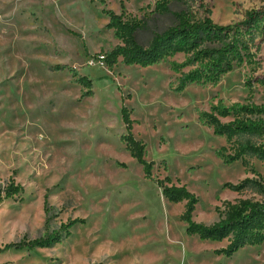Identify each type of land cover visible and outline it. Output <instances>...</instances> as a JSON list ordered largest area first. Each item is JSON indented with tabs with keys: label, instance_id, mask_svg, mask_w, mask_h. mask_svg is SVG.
<instances>
[{
	"label": "rangeland",
	"instance_id": "374dc122",
	"mask_svg": "<svg viewBox=\"0 0 264 264\" xmlns=\"http://www.w3.org/2000/svg\"><path fill=\"white\" fill-rule=\"evenodd\" d=\"M156 1L0 0V247L82 220L50 246L0 252V264H264V241L228 257L216 253L227 240L189 235L181 220L185 201L165 198L120 139L127 106L132 131L155 162L153 175L198 197L195 221L215 222L224 201L260 198L225 184L264 182V160L225 163L217 151L226 137L200 122L197 110L219 101L264 103V34L252 32L247 58L214 83L178 89L181 73L170 62L183 54L146 67L119 60L109 69L102 53L120 40L106 28L103 9L148 17L136 33L145 44L154 30L174 23L169 14H151ZM263 6L264 0H183L171 9L228 25ZM80 76L92 79L91 96L81 98ZM10 183L23 191L7 198Z\"/></svg>",
	"mask_w": 264,
	"mask_h": 264
},
{
	"label": "trees",
	"instance_id": "16d2710c",
	"mask_svg": "<svg viewBox=\"0 0 264 264\" xmlns=\"http://www.w3.org/2000/svg\"><path fill=\"white\" fill-rule=\"evenodd\" d=\"M104 3V0H100ZM173 2L183 0H157L151 14H169L174 23L167 28L154 30L147 43H141L136 33L148 25L149 18H127L124 11L117 13L104 8L103 13L108 17L107 29H113L120 40L111 50L102 53L103 62L112 69L119 60L125 65L149 66L160 63L178 54H183V61L172 60L171 69L180 72L178 89L197 83L208 84L217 82L221 75L239 66L248 56L250 34L259 30L264 34V6L246 12L243 20L234 24L222 25L205 16L195 19L187 8L172 10ZM188 68V71L184 69ZM54 69L60 70V66ZM77 73L75 69L71 70ZM79 82L86 88L81 98L91 96L92 79L80 76ZM122 119L126 133L120 136L131 156L142 166L146 178L153 180L161 189L162 195L172 202L185 201V210L181 220L187 224L189 235H198L202 240L220 242L227 240L228 244L217 249L216 253L232 256L240 248L259 244L264 241V182L246 177L238 183H226L225 186L236 192L250 190L260 198H239L235 201H224V211L219 218L211 223L198 222L193 219V211L198 203V197L188 190L187 185L173 182L170 177L163 179L153 175L154 161L146 159V143L137 139L132 131L134 120L132 111L122 107ZM198 119L204 125L211 127L215 134L226 137V145L218 151L225 163L245 160L247 156L264 160V143L260 138L264 135V103H240L230 105L219 101L209 110H197ZM23 191L20 184L10 183L4 189L5 197H13ZM46 214L45 226L49 222L48 201H44ZM80 219H73L62 224L59 229L46 232L44 235L31 240L11 242L0 247V252L8 249L47 247L61 240L62 235L69 234L71 226Z\"/></svg>",
	"mask_w": 264,
	"mask_h": 264
},
{
	"label": "built area",
	"instance_id": "2783aa9c",
	"mask_svg": "<svg viewBox=\"0 0 264 264\" xmlns=\"http://www.w3.org/2000/svg\"><path fill=\"white\" fill-rule=\"evenodd\" d=\"M100 60L103 61V55L101 56V59Z\"/></svg>",
	"mask_w": 264,
	"mask_h": 264
}]
</instances>
